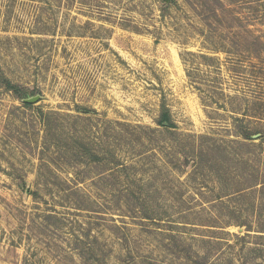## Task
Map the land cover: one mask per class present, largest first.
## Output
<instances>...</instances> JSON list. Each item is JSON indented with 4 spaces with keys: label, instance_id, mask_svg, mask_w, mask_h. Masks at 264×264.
I'll list each match as a JSON object with an SVG mask.
<instances>
[{
    "label": "rangeland",
    "instance_id": "1",
    "mask_svg": "<svg viewBox=\"0 0 264 264\" xmlns=\"http://www.w3.org/2000/svg\"><path fill=\"white\" fill-rule=\"evenodd\" d=\"M97 1L0 0V264H264V0Z\"/></svg>",
    "mask_w": 264,
    "mask_h": 264
},
{
    "label": "trees",
    "instance_id": "2",
    "mask_svg": "<svg viewBox=\"0 0 264 264\" xmlns=\"http://www.w3.org/2000/svg\"><path fill=\"white\" fill-rule=\"evenodd\" d=\"M27 1L31 2L33 0H27ZM40 1L47 6H51V2L54 1L56 3L60 0H40ZM64 1H66V0H64ZM94 1H96L97 4L100 3L97 0H94ZM171 1L172 0H163V2H167V3L171 2ZM102 15H104V14H102ZM97 18L101 19L102 17L97 16ZM112 18H114V16L111 18H103V19L106 20V19H112ZM122 19H123V24H120V25L123 27H127L126 25H124V23L128 22L129 20L126 18H122ZM133 29H135V28H132V30ZM198 35L202 39V43H201L202 48L216 52V53L222 52L221 49L224 48V46H222V45H224V43L222 41V36L216 35L213 32H207L205 29H199ZM227 53L233 57H235L237 55H241L239 52L227 51ZM200 58L203 60H209L205 56H201ZM248 63L250 64V67L257 68L256 64L252 63V56H250ZM259 73H261V74H259ZM251 79H252V82H254V85L257 84L258 87L264 86V72H260V71L253 72ZM2 85L4 86V88L7 91L11 92L18 100L25 99L32 94V92H30L26 88L15 85L12 82H10L9 80H7L6 78L3 80ZM261 97H263V96H261ZM260 99H261V101H263L262 100L263 98H259V100ZM24 106L30 107L29 104H24ZM157 124L159 126L166 128L167 130L175 128L173 122L171 121L170 112H169L168 108H166V106H164V105L161 106V111L159 114ZM237 132L243 140L249 141V140H251L252 136L257 135V134H260V138H259L260 140H264V131H261L259 128L255 129V130H251L248 126L241 124V126H239L237 128Z\"/></svg>",
    "mask_w": 264,
    "mask_h": 264
},
{
    "label": "water",
    "instance_id": "3",
    "mask_svg": "<svg viewBox=\"0 0 264 264\" xmlns=\"http://www.w3.org/2000/svg\"><path fill=\"white\" fill-rule=\"evenodd\" d=\"M38 101H39V96L27 97V98L23 99V102L25 104H30V105L34 104Z\"/></svg>",
    "mask_w": 264,
    "mask_h": 264
}]
</instances>
